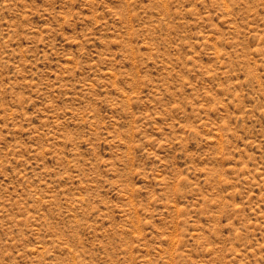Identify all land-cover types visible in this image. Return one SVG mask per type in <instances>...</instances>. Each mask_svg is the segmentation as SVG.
<instances>
[{"label":"rangeland","instance_id":"374dc122","mask_svg":"<svg viewBox=\"0 0 264 264\" xmlns=\"http://www.w3.org/2000/svg\"><path fill=\"white\" fill-rule=\"evenodd\" d=\"M0 264H264V0H0Z\"/></svg>","mask_w":264,"mask_h":264}]
</instances>
